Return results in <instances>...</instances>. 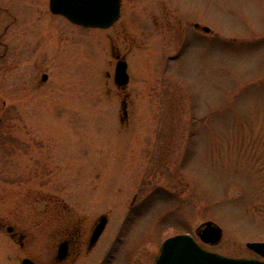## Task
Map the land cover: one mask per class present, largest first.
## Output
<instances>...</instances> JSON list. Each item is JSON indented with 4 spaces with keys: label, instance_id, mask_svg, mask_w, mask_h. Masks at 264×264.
Listing matches in <instances>:
<instances>
[{
    "label": "rangeland",
    "instance_id": "obj_1",
    "mask_svg": "<svg viewBox=\"0 0 264 264\" xmlns=\"http://www.w3.org/2000/svg\"><path fill=\"white\" fill-rule=\"evenodd\" d=\"M112 38L127 53V135ZM0 118V217L34 226L49 196L85 225L105 213L97 248L113 264H152L183 232L259 257L245 243L264 241V0H122L107 28L0 0ZM206 220L216 244L195 233ZM21 256L0 230V264Z\"/></svg>",
    "mask_w": 264,
    "mask_h": 264
},
{
    "label": "flooded vegetation",
    "instance_id": "obj_2",
    "mask_svg": "<svg viewBox=\"0 0 264 264\" xmlns=\"http://www.w3.org/2000/svg\"><path fill=\"white\" fill-rule=\"evenodd\" d=\"M191 26L203 30L204 25L193 22ZM178 51V47L177 49L175 47L174 57L168 55L169 59L175 58ZM111 55L115 60L117 57L126 60L127 56L126 51L123 52L113 38ZM128 81L124 87H118L113 80L116 93L121 96V110L122 104L125 109V113H121L119 116V123L124 127L126 135L131 130L129 116L131 115L132 104L131 92L127 88ZM124 144L127 146L129 143L125 140ZM49 197L45 200H34L33 217L37 219L34 226L21 227L9 219L0 217V230L9 236L13 235L12 238L22 251V256L17 259V264H24L25 259V264H113L115 254L111 253L112 246L97 248L101 234L95 242H91L92 230L97 219L85 225L83 219L70 212L69 207L64 202L55 199L53 196ZM134 198L131 202H134ZM8 226L11 227L10 231L7 230Z\"/></svg>",
    "mask_w": 264,
    "mask_h": 264
},
{
    "label": "water",
    "instance_id": "obj_3",
    "mask_svg": "<svg viewBox=\"0 0 264 264\" xmlns=\"http://www.w3.org/2000/svg\"><path fill=\"white\" fill-rule=\"evenodd\" d=\"M120 6L121 0H48V8L52 13L90 28L110 27L120 16ZM203 30L209 31V27L203 26ZM46 78L47 75L42 74L41 79ZM113 80L118 87L126 85L128 73L125 59L117 57ZM122 113H125L123 104ZM106 223L107 214L103 213L92 230V243L102 233ZM7 230L10 231L11 227L8 226ZM195 233L202 242L211 245L220 241L222 228L212 220H206L196 228ZM246 246L262 258L223 255L205 248L190 233H176L162 241L153 264H264V241H247Z\"/></svg>",
    "mask_w": 264,
    "mask_h": 264
}]
</instances>
